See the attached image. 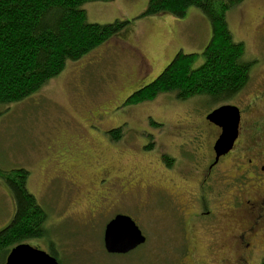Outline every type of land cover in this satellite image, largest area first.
Segmentation results:
<instances>
[{
  "label": "rangeland",
  "instance_id": "1",
  "mask_svg": "<svg viewBox=\"0 0 264 264\" xmlns=\"http://www.w3.org/2000/svg\"><path fill=\"white\" fill-rule=\"evenodd\" d=\"M147 6L148 0L85 2L89 22L128 23L0 115V168L29 170L27 187L48 212L49 238L28 243L54 252L61 264H230L225 259L239 249L230 239L241 226L232 208L234 187L206 198L213 213L201 218L190 215L201 209L194 194L189 204L187 193L198 195L192 175L199 172L181 176L193 153L208 155L218 137L219 127L206 118L214 108L237 105L244 128L262 117L264 0H244L228 12L234 39L245 43L246 58L256 65L245 88L220 104L204 97L178 100L172 92L136 105L122 100L153 81L180 50L199 53L201 62L211 37V22L200 8L189 7L183 17L142 16ZM112 127L120 129L118 138L106 133ZM165 156L189 163L178 161L175 168ZM15 209L13 192L0 177V229ZM118 213L131 215L147 237L124 254L104 246L105 226Z\"/></svg>",
  "mask_w": 264,
  "mask_h": 264
},
{
  "label": "trees",
  "instance_id": "2",
  "mask_svg": "<svg viewBox=\"0 0 264 264\" xmlns=\"http://www.w3.org/2000/svg\"><path fill=\"white\" fill-rule=\"evenodd\" d=\"M89 1L97 0H0V115L10 104L60 75L69 62L80 60L124 29L127 20L89 22L82 8ZM243 1L148 0L142 16L171 13L183 17L189 7L200 8L211 22V37L201 62L197 52L178 51L152 82L127 98L126 104L151 101L168 92L178 100L204 97L209 103L220 104L242 91L256 62L246 58L245 43L234 39L227 15ZM119 132L110 130L108 135L118 138ZM165 159L171 165L172 157ZM0 177L16 201L13 219L0 229V256L6 258L14 246L47 239L50 232L46 226L48 212L27 187L29 170L0 168Z\"/></svg>",
  "mask_w": 264,
  "mask_h": 264
},
{
  "label": "flooded vegetation",
  "instance_id": "3",
  "mask_svg": "<svg viewBox=\"0 0 264 264\" xmlns=\"http://www.w3.org/2000/svg\"><path fill=\"white\" fill-rule=\"evenodd\" d=\"M124 97L122 100L127 99ZM261 106L264 109V100ZM261 116V119L251 121L249 123L250 126L244 128L243 112L241 113L240 133L235 141V146L218 160H216L217 155L214 147L216 139L221 134L219 133L221 132V127L217 124L215 125L219 127L217 132L218 137L212 141L213 143L208 155H203L202 153L196 157L193 153L190 163L184 160L180 162L177 158L172 157L173 165L171 166L175 168L179 162L180 165L190 164L187 168L190 169L191 173L186 170L183 176H181L182 179H189L190 174L194 171L199 172L192 175L197 177L199 181L198 195L196 196V193L190 191H187V193L189 195V204H193L191 195H195L201 210L199 213L197 211L195 213L191 212L190 215L202 218L213 213L211 208H209V202L206 201V198L211 200V197H217L218 194L225 195L227 194L225 191L227 192L228 185L234 187V192L231 193L234 200L232 208L239 213L237 216L241 217L239 218L241 226L238 231L232 233L230 236L231 243L239 248L232 260L225 259L230 261V264H264V242L262 241V239L264 240V111ZM116 129L113 128L111 131ZM243 130L248 132V137H244L245 133ZM229 157L231 158L230 164L225 166L224 163ZM167 164L169 165L168 162ZM228 177L232 179L229 181L227 180ZM170 182L173 185L175 184L174 179H171ZM124 186L125 184L123 183ZM172 194L176 196L175 193ZM174 204L177 208V202H174ZM193 206L195 208V205ZM176 214L177 218L175 221L179 230L177 211ZM207 223L209 225L212 224L208 220Z\"/></svg>",
  "mask_w": 264,
  "mask_h": 264
},
{
  "label": "water",
  "instance_id": "4",
  "mask_svg": "<svg viewBox=\"0 0 264 264\" xmlns=\"http://www.w3.org/2000/svg\"><path fill=\"white\" fill-rule=\"evenodd\" d=\"M207 119L221 127V134L215 141L216 160L226 155L235 146L239 136L241 110L225 104L214 108ZM147 240L140 226L128 214L118 213L109 220L104 230V246L109 253L124 254L135 250ZM6 264H61L49 252L28 242L14 246L6 259Z\"/></svg>",
  "mask_w": 264,
  "mask_h": 264
}]
</instances>
